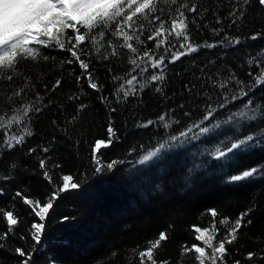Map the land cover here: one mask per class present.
<instances>
[{"label": "snow or ice", "instance_id": "snow-or-ice-1", "mask_svg": "<svg viewBox=\"0 0 264 264\" xmlns=\"http://www.w3.org/2000/svg\"><path fill=\"white\" fill-rule=\"evenodd\" d=\"M227 6V14L221 15L218 6H205L199 0H0V160H4L6 154L11 159V154L17 150H23L26 156H35L43 179L52 186L44 200L31 198L23 190H16L12 196L13 200L20 198L38 218L30 224L27 234L17 232L22 223L19 214L0 207L6 225L0 230V249L6 247L10 237L23 241L30 237L32 245L17 246L14 254L19 257L18 264H39V246L57 202L65 194L80 193L89 186V171L65 173L64 165L53 155L60 139L73 140L69 125H77L81 113L89 107L83 102L85 84L97 94L107 113L101 134L90 142L84 141L90 148L94 178H103L125 163L132 165L129 170L132 178L141 175L148 178L150 165L156 169L168 168L174 163L179 166L185 182H195L212 166L209 161L228 164L243 153L264 149V96H257L258 90L264 91V47L254 52L244 51L235 65L224 62L230 49L242 51L248 41L264 39V25L248 34L243 31L248 27L249 9L255 6L264 17V0H228ZM233 27L239 34H231ZM205 29L219 39L197 42L193 31L200 33ZM215 48L224 51L205 64L197 65L192 61L199 74L193 73L194 80L183 85L184 91L195 92L204 100L202 106H197L201 108L200 118L193 119L192 112L185 110L183 116L188 122H182L176 113L178 109H185L183 103L176 108H165L154 119L134 118V130L163 129L162 138L154 143L131 145L126 157L134 159L117 157L105 161V151L121 143L124 135L116 123L118 106L126 104L129 98L142 100L146 91H154L162 100L172 99L165 89L171 66L201 49ZM52 51L66 55L58 59L47 54ZM122 57L127 60L126 70L122 75L114 74L113 59ZM95 64H106L110 77L107 84L96 74ZM45 66L49 74L57 68L61 72L50 86L41 74ZM66 66L72 69L69 74L80 86L78 92L66 97L75 105V114L51 119V139L29 146V140L36 135L35 121L46 109L55 106L60 116L66 112V104L51 99V94L64 83L62 73ZM75 69H79L78 74ZM38 85H42L43 93ZM108 85L111 90L105 92ZM174 125L179 127L174 129ZM55 133H60V137ZM80 144V139L73 140L74 147L79 148ZM196 144L205 146L189 156L187 149ZM173 156L177 157L175 161H172ZM17 167L13 161L7 174H0V196L6 193L3 185L15 180ZM57 170H60L58 175ZM254 177H264V161L228 175L227 182L234 184ZM257 208L258 205L251 203L235 218L221 215L216 207L207 209L212 218L210 226H190L195 233L194 240L200 243H182L175 264H185L186 257L192 264H251L264 260V248L247 251L243 260L234 258L229 248L238 242L241 230L253 224L251 217ZM74 219L70 214L62 215L58 222ZM174 227L170 224L160 230L146 240L145 247L137 245L131 249L132 255L127 257L129 264L133 259L138 264H173L171 257L161 256L173 239ZM236 251L239 253V249ZM117 255V251L111 252L112 258ZM44 261L59 264L54 254L45 256Z\"/></svg>", "mask_w": 264, "mask_h": 264}, {"label": "trees", "instance_id": "trees-1", "mask_svg": "<svg viewBox=\"0 0 264 264\" xmlns=\"http://www.w3.org/2000/svg\"><path fill=\"white\" fill-rule=\"evenodd\" d=\"M199 3L205 6H218L221 15L227 14L228 0H199ZM162 6L167 7L166 4ZM208 19H212L211 13ZM246 20L248 27L243 29L244 34L264 25V17L255 6L249 9ZM227 23L228 21H225V25ZM231 34L239 33L233 27ZM192 35L197 42L219 39V37L213 38L207 29L200 33L193 31ZM242 47L244 48L242 51L230 49L224 62L235 65L237 57L243 56L244 51L254 52L264 47V39L248 41L247 45ZM222 51L224 50L221 48L201 49L200 52L185 57L181 62L171 66L167 74L165 89L172 99L162 100L154 91H146L142 100L129 98L126 104L119 105L120 110L115 116L116 123L121 133L124 134L122 142L106 150L103 159L105 161L117 157L134 159V157H126V152L131 145L148 144L150 141L154 143L162 138L163 129L134 130V118L154 119L165 108H176L183 103L185 109H178L176 113L181 121L188 122V119L183 116L185 110L192 112L193 119H199L201 108L197 106H202L204 100L198 98L195 92L189 94L184 91L183 85L188 80H194L193 73L199 74L198 68L192 66V61H195L197 65L205 64L209 60L217 59ZM47 54L56 56L58 59L66 55L56 51ZM112 63L114 74L122 75L126 70V57L114 58ZM95 67L96 74L107 84L110 77L106 64H95ZM71 71V68L65 67L62 73L64 83L54 94H51L52 100L66 104L65 114L60 116L55 106L46 109L35 121L36 135L29 140V146L46 143L51 139L53 135L50 127L51 119H64L75 114V105L66 100L67 95L78 92L80 88L75 77L69 74ZM75 71L79 73V69ZM175 73L181 75L177 76ZM41 74L46 77L49 86L61 76L59 68L49 74L47 66ZM6 86L7 82L4 84V87ZM38 90L43 93L42 85H38ZM110 90L111 85H108L105 92ZM195 91H200V89ZM84 93L86 94L83 96V102L89 107L81 113V119L77 125H69V134L72 135L73 140L80 139L81 144L79 148H76L73 146V140L60 139L56 146L57 151L53 155L56 161L64 165L65 173L77 174L81 171H89V186L83 192L65 194L57 202L47 222L43 243L39 246L37 254L40 257L39 264H45L44 257L53 254L58 258L59 264H98L99 261H104L105 264H129L127 257L132 255L131 249L137 245L141 248L145 247L147 239L160 230L168 228L170 224L175 225L172 231L173 239L162 253L161 258L171 257L175 264L179 260V246L182 243H200L194 240L195 233L190 226H210L212 218L206 212L207 209L216 207L221 215L235 218L251 203L258 205L257 211L251 217L253 224L242 229L238 242L230 245L229 248L233 257L241 260L247 251L264 248V177H254L234 184L227 182L228 175L235 174L243 167L264 161V149L258 148L249 153H243L228 164L209 161L212 166L208 167L195 182H185L179 166L171 162L168 168L152 169L150 165L148 178L143 175L132 178L129 171L132 165L125 163L120 165L115 172L97 179L91 175L90 148L84 141L90 142L101 134L106 124L107 113L104 106L99 103L97 94L87 89L86 84ZM257 96H264V91L258 90ZM125 122L127 127H125ZM178 127L174 125V129ZM55 134L58 137L61 135L60 133ZM204 146V144L189 146L187 154L190 156L198 149L202 150ZM176 159L177 157H172V161ZM13 161L18 165L15 172L16 178L3 185L6 193L0 196V207L18 213L22 223L17 232L27 234L30 224L38 218L32 215L31 210L22 203L20 198L13 200L12 196L16 190H23L24 194L31 198L44 200L50 195L52 186L43 179L35 156H26L23 150L15 151L11 154V159L7 158L6 154V158L0 160V174H7V168ZM59 171L57 170V175ZM69 214L75 217L73 221L58 222L60 216ZM5 228L6 225L0 214V230ZM32 243L30 237L27 241L20 240L18 237H10L6 242V247L0 249V264H18L19 257L14 254V248L21 245L29 247ZM112 251L118 252L115 258L111 257ZM132 264H138V261L133 259ZM185 264H192V261L186 257ZM251 264H264V260H255Z\"/></svg>", "mask_w": 264, "mask_h": 264}]
</instances>
